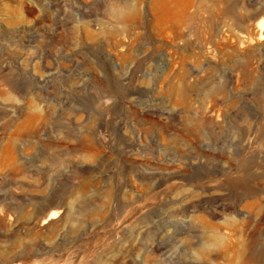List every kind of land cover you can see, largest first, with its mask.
Segmentation results:
<instances>
[{
  "label": "rangeland",
  "instance_id": "obj_1",
  "mask_svg": "<svg viewBox=\"0 0 264 264\" xmlns=\"http://www.w3.org/2000/svg\"><path fill=\"white\" fill-rule=\"evenodd\" d=\"M258 18L0 0V264H264Z\"/></svg>",
  "mask_w": 264,
  "mask_h": 264
},
{
  "label": "bare ground",
  "instance_id": "obj_2",
  "mask_svg": "<svg viewBox=\"0 0 264 264\" xmlns=\"http://www.w3.org/2000/svg\"><path fill=\"white\" fill-rule=\"evenodd\" d=\"M255 28H256V31L258 32L259 40H264V35L262 34V32L264 31V19L263 18H258L255 20ZM48 210H49V213L47 215L46 220L49 221V220L55 219L59 212L54 210L53 206H50Z\"/></svg>",
  "mask_w": 264,
  "mask_h": 264
},
{
  "label": "built area",
  "instance_id": "obj_3",
  "mask_svg": "<svg viewBox=\"0 0 264 264\" xmlns=\"http://www.w3.org/2000/svg\"><path fill=\"white\" fill-rule=\"evenodd\" d=\"M235 35L240 39L241 42L245 43L247 42V34L235 32Z\"/></svg>",
  "mask_w": 264,
  "mask_h": 264
}]
</instances>
